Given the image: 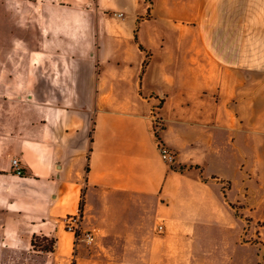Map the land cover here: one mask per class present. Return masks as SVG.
<instances>
[{
    "label": "crops",
    "instance_id": "obj_1",
    "mask_svg": "<svg viewBox=\"0 0 264 264\" xmlns=\"http://www.w3.org/2000/svg\"><path fill=\"white\" fill-rule=\"evenodd\" d=\"M0 34V264H71L83 206L124 233L101 264L264 250V0H0Z\"/></svg>",
    "mask_w": 264,
    "mask_h": 264
},
{
    "label": "rangeland",
    "instance_id": "obj_2",
    "mask_svg": "<svg viewBox=\"0 0 264 264\" xmlns=\"http://www.w3.org/2000/svg\"><path fill=\"white\" fill-rule=\"evenodd\" d=\"M12 36H7L0 34V56H3L10 49V44L12 43ZM5 68L4 64H0V77L4 75ZM87 210L86 206L82 207V213L80 220L84 226V230L89 232L93 236V240L90 243L79 241L78 243L73 242L72 249V260L71 264H101V257L104 259H109L110 254H118L125 252L127 247L120 245L121 240L119 235H124V233L118 232L117 226H112L110 223H101L96 221L95 213L93 211ZM240 213V212H239ZM241 214H243L241 212ZM83 218V219H82ZM84 231V232H85ZM82 232V231H81ZM83 233V232H82ZM214 239H225L228 240L230 244L233 243L234 239L240 238V241L249 242L253 240L252 228L243 224L241 221L236 226V229L229 230L225 233L215 232L212 233ZM53 240V241H52ZM37 239L36 246H32L35 251H52L54 246V239ZM39 244V245H38ZM233 247L230 246V252H232ZM236 254L246 257L247 264H264V250L261 246L244 245L240 244L235 247ZM220 254L218 251L212 250L209 258L213 260H220ZM104 263H111L107 260ZM122 264H127V262L122 261Z\"/></svg>",
    "mask_w": 264,
    "mask_h": 264
},
{
    "label": "built area",
    "instance_id": "obj_3",
    "mask_svg": "<svg viewBox=\"0 0 264 264\" xmlns=\"http://www.w3.org/2000/svg\"><path fill=\"white\" fill-rule=\"evenodd\" d=\"M157 148L161 159L169 166H174L176 161L175 152L159 141L157 142ZM11 166L14 173L18 175L22 173V168L20 167L19 161L17 159H12ZM64 228L73 234L74 242L76 243H78L79 241L90 243L93 240L92 234L81 232L80 220L78 216L67 217L64 221ZM156 230L161 233L163 231V225L158 224Z\"/></svg>",
    "mask_w": 264,
    "mask_h": 264
},
{
    "label": "trees",
    "instance_id": "obj_4",
    "mask_svg": "<svg viewBox=\"0 0 264 264\" xmlns=\"http://www.w3.org/2000/svg\"><path fill=\"white\" fill-rule=\"evenodd\" d=\"M81 209V208H80ZM39 238H41V239H47L46 237H40V236H34L33 237V239H32V246H36L37 244H36V240L37 239H39ZM52 240V239H51ZM53 241V240H52ZM39 245V244H38Z\"/></svg>",
    "mask_w": 264,
    "mask_h": 264
}]
</instances>
